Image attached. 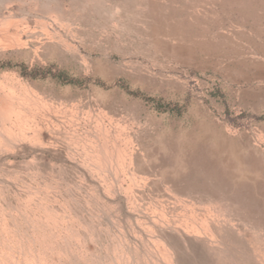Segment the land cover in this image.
I'll return each instance as SVG.
<instances>
[{"label": "rangeland", "instance_id": "obj_1", "mask_svg": "<svg viewBox=\"0 0 264 264\" xmlns=\"http://www.w3.org/2000/svg\"><path fill=\"white\" fill-rule=\"evenodd\" d=\"M0 264H264V0H0Z\"/></svg>", "mask_w": 264, "mask_h": 264}]
</instances>
